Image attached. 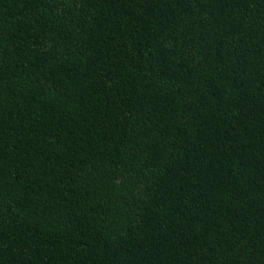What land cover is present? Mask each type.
I'll return each instance as SVG.
<instances>
[{
	"label": "trees",
	"instance_id": "16d2710c",
	"mask_svg": "<svg viewBox=\"0 0 264 264\" xmlns=\"http://www.w3.org/2000/svg\"><path fill=\"white\" fill-rule=\"evenodd\" d=\"M0 264H264V0H0Z\"/></svg>",
	"mask_w": 264,
	"mask_h": 264
}]
</instances>
